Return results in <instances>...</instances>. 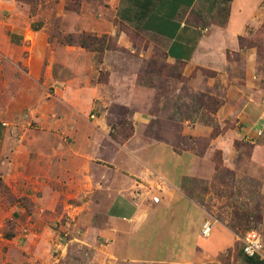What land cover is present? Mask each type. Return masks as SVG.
<instances>
[{
    "label": "rangeland",
    "instance_id": "obj_1",
    "mask_svg": "<svg viewBox=\"0 0 264 264\" xmlns=\"http://www.w3.org/2000/svg\"><path fill=\"white\" fill-rule=\"evenodd\" d=\"M114 1L0 0V120L31 155L55 120L68 122L61 135L72 149L100 155L103 168L154 144L195 154L199 173L183 188L214 225L209 236L196 217L188 227L214 253L199 251L189 264H263L248 260L240 238L260 232L264 252V118L242 122L236 108L264 104V90L246 93L253 86L240 53L221 74L171 60L161 38L115 15ZM244 43L263 56L264 18ZM39 169L34 162L26 177L0 175V264H187L119 256L102 234L106 197H76L78 185L59 196L42 190ZM85 200L94 219L77 207ZM150 247L155 255L138 253ZM155 247L130 254L166 256L165 242Z\"/></svg>",
    "mask_w": 264,
    "mask_h": 264
},
{
    "label": "crops",
    "instance_id": "obj_2",
    "mask_svg": "<svg viewBox=\"0 0 264 264\" xmlns=\"http://www.w3.org/2000/svg\"><path fill=\"white\" fill-rule=\"evenodd\" d=\"M114 2L115 15L128 25L161 38L171 60L206 67L221 74L234 68L235 61L231 56L240 53L245 61L248 86L250 83L253 86L247 87L246 93L264 90V54L261 57L255 46L242 48L239 40L262 22L264 0ZM246 103V106L242 104L241 108H236V116L242 122H261L264 104ZM7 125L0 120V175L6 179L20 175L26 177L35 162L40 168L41 174L37 177L42 190L59 196L78 185L74 192L76 197L91 193L105 196L110 225L102 230V234L114 239L113 248L119 256L189 264L197 261L199 251L214 253V248L207 251L200 247L188 227L196 217L202 221V233L207 219L204 209L183 188L186 176L199 173V159L195 154L177 153L170 145L154 144L150 154L126 161L122 158L121 164H116L119 156L112 155V162L116 165L103 168L100 155L72 149L68 138L61 135V131L69 130L71 125L68 122L61 124L60 119L55 120L46 135L35 141L32 155L27 145L11 134ZM109 173L113 175L111 179L106 177ZM154 196L159 197V202L153 200ZM88 204L85 200V204L77 207L90 210L93 218L95 212ZM164 242L167 250L162 254L165 257L130 254L143 245H156L157 248ZM153 248L138 253L153 256L156 254L150 252Z\"/></svg>",
    "mask_w": 264,
    "mask_h": 264
},
{
    "label": "built area",
    "instance_id": "obj_3",
    "mask_svg": "<svg viewBox=\"0 0 264 264\" xmlns=\"http://www.w3.org/2000/svg\"><path fill=\"white\" fill-rule=\"evenodd\" d=\"M153 200L159 202L160 199L154 196ZM213 225L214 222L212 219H206L202 227V234L209 236L212 232ZM240 240L242 241V251L244 255L249 258L260 259L264 264L263 238L261 233L256 230H251L240 238Z\"/></svg>",
    "mask_w": 264,
    "mask_h": 264
},
{
    "label": "trees",
    "instance_id": "obj_4",
    "mask_svg": "<svg viewBox=\"0 0 264 264\" xmlns=\"http://www.w3.org/2000/svg\"><path fill=\"white\" fill-rule=\"evenodd\" d=\"M227 1H229V0H227ZM90 38H92V41H97V38H93V37H90ZM239 40H240V44H241V47H242V48L248 46V45H246V44L244 43V40H245V37H244V36H241V37L239 38ZM84 44H85V43H84ZM251 47H253V46H251ZM247 258H248V260L251 261V262L258 261L257 258H249V257H247Z\"/></svg>",
    "mask_w": 264,
    "mask_h": 264
}]
</instances>
